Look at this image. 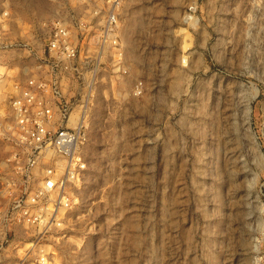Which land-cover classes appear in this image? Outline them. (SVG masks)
I'll list each match as a JSON object with an SVG mask.
<instances>
[{
  "label": "rangeland",
  "instance_id": "obj_1",
  "mask_svg": "<svg viewBox=\"0 0 264 264\" xmlns=\"http://www.w3.org/2000/svg\"><path fill=\"white\" fill-rule=\"evenodd\" d=\"M94 2L0 0L5 81L27 55L10 43L46 40L56 21L79 29L96 5L113 11L126 62L77 37L86 71L65 100L84 167L58 225L12 219L29 172L0 137V264H264V0Z\"/></svg>",
  "mask_w": 264,
  "mask_h": 264
},
{
  "label": "built area",
  "instance_id": "obj_2",
  "mask_svg": "<svg viewBox=\"0 0 264 264\" xmlns=\"http://www.w3.org/2000/svg\"><path fill=\"white\" fill-rule=\"evenodd\" d=\"M85 16L87 19L79 20V29L56 21L46 40L9 44L27 48L25 62L16 67L13 76L8 81L0 76V137L7 136L20 149L22 163L29 172L25 187L31 189L14 200L17 211L11 217L17 225L50 229L58 218L63 220L70 201L68 181L84 167L85 131L78 115L68 111L69 98L65 100L68 79L73 74L85 75L86 71L82 62L76 67L73 64L80 56L76 55L77 37L81 50H89L92 56L98 52L96 55L110 67L125 72L124 49L116 48L121 40L114 36L118 26L113 11L107 5H96ZM84 25L89 29L85 30ZM40 168L41 174L34 177ZM35 179L37 183L32 186Z\"/></svg>",
  "mask_w": 264,
  "mask_h": 264
},
{
  "label": "bare ground",
  "instance_id": "obj_3",
  "mask_svg": "<svg viewBox=\"0 0 264 264\" xmlns=\"http://www.w3.org/2000/svg\"><path fill=\"white\" fill-rule=\"evenodd\" d=\"M189 21H190V20H189ZM116 47H118V49H119V47H120V46H119V44H117V46H116ZM77 111H78V109H77ZM72 115H74V114L72 113ZM79 118H81V117H79Z\"/></svg>",
  "mask_w": 264,
  "mask_h": 264
}]
</instances>
